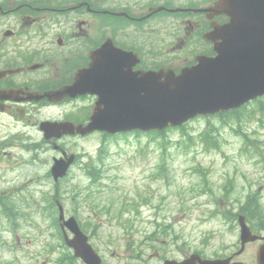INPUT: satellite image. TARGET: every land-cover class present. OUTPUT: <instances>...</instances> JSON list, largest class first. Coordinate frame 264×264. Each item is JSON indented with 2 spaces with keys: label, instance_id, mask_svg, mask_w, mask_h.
I'll return each mask as SVG.
<instances>
[{
  "label": "rangeland",
  "instance_id": "1",
  "mask_svg": "<svg viewBox=\"0 0 264 264\" xmlns=\"http://www.w3.org/2000/svg\"><path fill=\"white\" fill-rule=\"evenodd\" d=\"M172 15L173 13L168 19ZM177 20L184 27V31L190 29L189 23L192 19L182 20V22L180 18H177ZM177 20L170 25L171 29L177 28ZM152 28L156 29L155 32H157V30L161 29V24L152 26ZM166 33L170 36L171 41L175 40L172 43L173 45L178 43L177 40L180 37L172 36L168 31ZM158 49L155 47L156 51ZM179 51H183V48L174 49L172 54ZM167 52L171 53L170 50ZM185 52L188 53V51ZM194 53L195 50L192 49L190 54ZM181 66L180 62H174L173 67ZM65 109L68 110L67 107ZM58 110L48 109L45 114L55 116L58 114ZM257 116V111H253L248 117L247 109L243 121V129H245L249 138H251V129L255 127L253 119H256ZM220 123V119L213 118L207 121L205 118L195 120L189 125L187 124L186 130L190 134H194L197 141L195 145H191L192 147H189L185 152L177 151L174 144H171V142H175L180 138V134L184 135L179 130L168 132L167 139L162 138V136L152 138V136L134 137L128 135L126 139L120 137L121 139L116 141L109 140V152L111 154L109 163L112 164V169L109 171L108 176L113 180L108 178L102 180L101 184L103 187H101L100 180L98 182L91 180L83 173L79 175L75 169L74 187L76 189L75 193L79 196L73 204L71 198L73 193L70 195L68 191L72 190L73 183L69 185L68 182L63 183V188H65L66 196L69 200V203L63 206L64 211L78 214L79 219L85 225L86 234L94 242L96 250L103 257L105 254V264H124L126 262L125 257L132 255L129 251H123L125 247L128 248V244L121 236H133L139 242L154 244L160 238L164 239L167 232H169L172 236L179 237L177 245L183 247L184 241L185 246H197L202 248L207 254H228L233 250H238L237 227L234 226L233 222L230 225L229 220L223 223L220 218H214L209 211L214 206H220V201L217 199L221 198V196H226L230 201L238 200L241 206L244 193L250 189L257 193L261 191L260 204L264 213V172L259 170V160L254 164L250 163L254 159L260 158L261 151L264 153V144L248 142L242 138L243 136L241 137V134L240 136H235L229 132V126L224 127L221 136L219 135L222 140L219 141L220 151L228 156L227 163H224L221 161L222 154L215 152V150H208L206 148L207 142L202 143L197 135L210 128V125L218 126ZM98 138L99 135L97 134H94L91 138H75L71 145H74L75 151L82 153L84 157L81 160L86 161L88 159L86 154L94 158L98 148ZM260 138L263 139L262 136ZM166 140H169V143ZM166 144L169 145L167 146ZM240 145L242 149L245 147L251 154V157L242 158V161H244L241 168L238 164L239 156H237V150ZM108 157L109 153L107 152L106 159ZM1 159L2 156L0 157ZM226 170H228L229 176L237 175V178L227 179ZM41 171H44L43 167H41ZM242 174H245L249 186L242 179ZM238 176L241 177L239 178ZM3 178L5 179V177ZM187 186L195 195V200L188 202L186 207V217L188 218L182 220L183 217L179 216L180 210L178 209L182 205L181 199L187 194L184 190L181 193L180 191ZM51 187L52 184L49 182L48 188ZM224 189L227 191H224ZM29 191L30 193L32 192L31 190ZM232 191L233 194H230ZM189 192L187 190V193ZM138 193H141L142 197H136ZM201 194L204 195L201 196ZM11 197L12 194H7L5 197L6 202ZM14 197L15 215L12 221L23 220L35 224L38 221L35 218L40 217L39 212L31 209L23 211L19 208V203ZM150 202L154 205L150 204ZM88 204L90 206H87ZM74 206L75 208H73ZM89 209L92 211L90 212ZM173 217H175L176 222H172L171 218ZM154 220L168 224L165 229L166 233L161 234L163 227L158 229L153 226ZM90 223L91 225L89 226ZM252 224H255V221ZM38 225L40 233H37L35 237L33 236L31 240L27 238L30 225H22L20 230L16 227L15 234L22 235L24 241L14 239L9 245L1 247L0 264H39L47 259L53 261L56 258L61 251L52 248L51 244L53 245L54 241L46 240L43 237L45 233L42 234L46 230L44 229L45 227H41L40 223ZM5 237L11 240L12 235L9 236L6 233ZM129 239L132 241L131 238ZM138 241L130 245L129 248L137 250L139 247ZM161 242L160 240V244ZM107 245H109L112 252L121 253L122 259L119 263L116 258L109 257L111 251H105ZM140 245L141 247L143 246V244ZM256 245L257 243L246 245L243 254L237 258L241 261L249 262L255 253ZM168 254L181 257L180 253L175 250L169 251ZM43 255H48V257L44 260ZM148 261L153 262L154 259L150 257ZM134 262H136V259L131 257L128 264ZM153 264H158V262L155 261Z\"/></svg>",
  "mask_w": 264,
  "mask_h": 264
},
{
  "label": "flooded vegetation",
  "instance_id": "2",
  "mask_svg": "<svg viewBox=\"0 0 264 264\" xmlns=\"http://www.w3.org/2000/svg\"><path fill=\"white\" fill-rule=\"evenodd\" d=\"M171 2L172 0H0V76L9 72L0 77V91L42 93L67 85L74 80L81 68L90 64L91 52L108 37L120 47L146 51V47L131 42L121 43V30L138 31L160 25L168 20L171 13H179L180 17L193 16L196 8L193 4ZM171 4L174 5L173 8ZM171 9L181 12H172ZM155 30L152 28L148 33L139 34H143L155 46ZM24 97L21 93L5 99L0 97V126L17 129L35 127L37 113L46 106H70L72 112L77 110L75 101L67 102V99L58 104L47 101L19 102ZM81 114L80 122H83L88 116L85 111ZM53 118L72 121L74 114L62 113ZM49 145L54 150L53 145ZM4 146L3 152L8 155L13 148L22 149L24 155L28 152L26 148H32L29 151L32 157L42 148L41 143L20 146L4 142ZM62 149L66 153L70 152L68 147Z\"/></svg>",
  "mask_w": 264,
  "mask_h": 264
},
{
  "label": "water",
  "instance_id": "3",
  "mask_svg": "<svg viewBox=\"0 0 264 264\" xmlns=\"http://www.w3.org/2000/svg\"><path fill=\"white\" fill-rule=\"evenodd\" d=\"M221 7L225 13L231 17L232 24L249 25L264 21V0H237L233 5L227 0L221 2ZM234 26L232 30L234 31ZM234 34V33H233ZM224 34L222 33L221 37ZM236 39L232 38L228 51L219 46V57L212 61L211 66L196 73L184 72L175 77L172 73L159 71L151 73L143 81L139 80V86L148 85L149 91L145 98L153 101V108L148 110L142 104L138 111L123 113L119 118H112L109 112L98 115L93 125H88L85 131H90L93 127L107 128L108 125L115 129L120 128H149L163 127L168 122L180 124L187 120L194 113L214 112L220 108L227 107L236 103V98L240 100L249 97L250 90L253 93L264 92V40L260 42L257 50L251 55L254 57V65L250 69H244L240 66V71L233 68V57L229 55L234 50ZM249 59V54L243 57ZM230 70L231 74H230ZM237 75H235V73ZM232 76L233 79L230 77ZM165 81L162 82V78ZM138 100H142L139 98ZM119 106V105H118ZM96 113L92 117V121ZM104 123L105 126H104ZM65 168L56 165L53 168L54 177L62 175ZM69 223L74 230L73 220ZM76 229V227H75ZM78 239L83 241L80 233H76ZM249 231L242 226V242L254 240ZM258 261L264 264V246L258 251Z\"/></svg>",
  "mask_w": 264,
  "mask_h": 264
},
{
  "label": "trees",
  "instance_id": "4",
  "mask_svg": "<svg viewBox=\"0 0 264 264\" xmlns=\"http://www.w3.org/2000/svg\"><path fill=\"white\" fill-rule=\"evenodd\" d=\"M215 143L213 142V145H214ZM247 204L246 205H244L243 206V209L244 208H248V210L250 211V213H251V211H254L255 213H256V209H252L251 208V205H253L254 203H255V200H254V197H252V196H249L248 198H247ZM253 214V213H252ZM258 229H259V227H258Z\"/></svg>",
  "mask_w": 264,
  "mask_h": 264
}]
</instances>
